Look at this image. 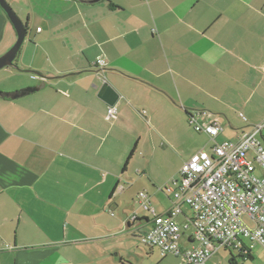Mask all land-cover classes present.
Masks as SVG:
<instances>
[{
  "label": "crops",
  "instance_id": "crops-1",
  "mask_svg": "<svg viewBox=\"0 0 264 264\" xmlns=\"http://www.w3.org/2000/svg\"><path fill=\"white\" fill-rule=\"evenodd\" d=\"M5 1L26 35L17 69L0 70V264H121L128 231L150 227L137 195L166 214L165 186L216 146L201 149L209 138L189 123L197 112L223 128L210 142L263 125L264 146V110L252 112L264 104V0ZM16 39L0 8V57ZM23 89L32 92L2 95ZM240 109L257 126L237 130ZM224 249L250 261L257 249L264 261L258 245Z\"/></svg>",
  "mask_w": 264,
  "mask_h": 264
},
{
  "label": "built area",
  "instance_id": "built-area-1",
  "mask_svg": "<svg viewBox=\"0 0 264 264\" xmlns=\"http://www.w3.org/2000/svg\"><path fill=\"white\" fill-rule=\"evenodd\" d=\"M95 65L103 67L105 62L98 59ZM117 114L116 106H109L107 122L112 123ZM205 116L206 112H197L190 116L189 123L195 132L213 141L223 128L215 122L201 124L199 119ZM262 128L259 125L236 142L216 145L210 152L199 151L185 161L176 187L172 180L164 188L174 196L166 214L156 215L148 196L140 192L139 207L151 216L141 242L157 248L162 256L179 257L182 264H207L217 247L240 252L257 245L264 248V146L257 135ZM183 206L193 218L192 214L185 216L186 221L180 224L177 218L183 214ZM243 216L254 223V228L242 222ZM135 221L136 215L128 218V222ZM188 229H192L191 234L183 237ZM243 241L248 244L243 246Z\"/></svg>",
  "mask_w": 264,
  "mask_h": 264
},
{
  "label": "rangeland",
  "instance_id": "rangeland-1",
  "mask_svg": "<svg viewBox=\"0 0 264 264\" xmlns=\"http://www.w3.org/2000/svg\"><path fill=\"white\" fill-rule=\"evenodd\" d=\"M261 108L264 110V104L260 105V106L254 105L252 112L255 109L256 112L255 113L253 112L254 114L260 113ZM263 116H264V114H263ZM244 118L246 119L247 122H245ZM250 118H251L250 117V111L242 110V109L236 110V112H234V118H233V122L236 126V129L239 130L240 132H241V130L247 131V130L251 129L252 127L257 126V124H256L257 122H258V125L261 123L262 124L264 123V117H263V119H255V120H258L255 124L251 123L252 120H254V119L253 118L250 119ZM189 129H191V128H189ZM228 130L229 129L225 130L226 133ZM191 131L194 133V131L192 129H191ZM262 136H264V129L262 130ZM259 139H260V136H259ZM186 140L191 141L190 133L186 134ZM234 140L228 138L226 136V134L223 133L222 136H220L214 143L210 142L209 139H207V140L204 139L201 142V145H202L201 149L206 150V149L212 147L213 145H220L224 142H231ZM187 160L188 159H186V161ZM136 168H138V167H136ZM133 169H134V173H135V167L132 164L131 170L133 171ZM163 197L164 196H162V194H161V196H159L160 199H158V198L152 199V206L155 207L156 212L158 214H161L160 211L162 210L161 209L162 204H160V202H162V200H164ZM182 208L184 209V211L186 213H189L190 215L192 214L190 212V210H188L185 206H183ZM181 218L183 219V216H181L179 219H181ZM191 218H193V214H192ZM241 220L247 227L254 228V223L247 216H243L241 218ZM181 222H182V220H180V223ZM183 224H184V220H183ZM191 227H193L192 224H191ZM191 232H192V229H189L188 234H191ZM153 248H152L153 250H151L148 246L142 244L141 235L139 233V230L136 231V229L133 228V229L128 231V243L124 247H122V249H125L126 251H125V253H122L123 255H122L121 264H182V261L179 257H175L174 255H171V254H167L165 256H162L160 251L157 248H155V247H153ZM218 249H219V251H217ZM258 249H260V248H258ZM217 250L212 254L208 264H229V259L231 256L229 251H226L223 247H219V248L217 247ZM256 250H254L252 252L253 257H254V259L252 261H250L249 259L243 260V259L239 258L234 253H233V256H234L237 264H264L263 258L259 260L255 257Z\"/></svg>",
  "mask_w": 264,
  "mask_h": 264
},
{
  "label": "water",
  "instance_id": "water-1",
  "mask_svg": "<svg viewBox=\"0 0 264 264\" xmlns=\"http://www.w3.org/2000/svg\"><path fill=\"white\" fill-rule=\"evenodd\" d=\"M97 0H94L93 2H96ZM0 8L3 10L5 15L7 16L8 20L12 24L16 34L17 39L15 44L12 46L9 51H7L4 55L0 57V70L11 67L14 69H17V67L14 65L15 58L17 56V53L25 39L26 35V27L23 24V22L20 20V18L17 16V14L12 10V8L7 4L5 0H0ZM26 90L24 93H22L19 96L12 97V98H18L27 95L28 93L32 92V89H23Z\"/></svg>",
  "mask_w": 264,
  "mask_h": 264
},
{
  "label": "trees",
  "instance_id": "trees-1",
  "mask_svg": "<svg viewBox=\"0 0 264 264\" xmlns=\"http://www.w3.org/2000/svg\"><path fill=\"white\" fill-rule=\"evenodd\" d=\"M112 6V5H111ZM22 91H26V90H20V91H17V92H15V93H13V94H8V93H4V94H2L3 95V97H5L6 99H8L9 97H16V96H19V95H21L22 93H24V92H22ZM225 248V247H224ZM228 249V248H227ZM228 250H230V249H228ZM230 253V252H229ZM230 259H229V264H237L236 262H235V258H234V256L232 255V253H230ZM238 257L239 258H241V259H249V260H251V256L247 253L246 255H243L242 253H241V255H238Z\"/></svg>",
  "mask_w": 264,
  "mask_h": 264
}]
</instances>
